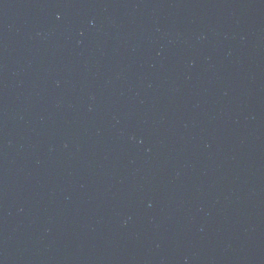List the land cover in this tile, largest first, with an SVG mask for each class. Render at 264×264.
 Segmentation results:
<instances>
[{"label": "water", "instance_id": "water-1", "mask_svg": "<svg viewBox=\"0 0 264 264\" xmlns=\"http://www.w3.org/2000/svg\"><path fill=\"white\" fill-rule=\"evenodd\" d=\"M0 264H264V0H0Z\"/></svg>", "mask_w": 264, "mask_h": 264}]
</instances>
